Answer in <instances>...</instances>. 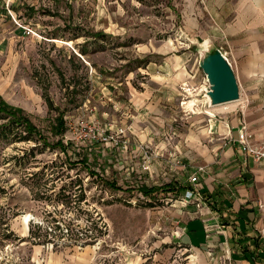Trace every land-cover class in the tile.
<instances>
[{
  "label": "rangeland",
  "instance_id": "1",
  "mask_svg": "<svg viewBox=\"0 0 264 264\" xmlns=\"http://www.w3.org/2000/svg\"><path fill=\"white\" fill-rule=\"evenodd\" d=\"M206 17L203 0H0V94L47 138H0V264H39L45 251L91 264H150L157 252L162 264H191L180 247L167 255L182 204L162 187L200 180L191 155L210 117L185 104L208 106ZM236 75L241 98L214 116L257 133L264 117L249 116L264 101L246 71ZM58 115L67 128L53 135Z\"/></svg>",
  "mask_w": 264,
  "mask_h": 264
},
{
  "label": "crops",
  "instance_id": "2",
  "mask_svg": "<svg viewBox=\"0 0 264 264\" xmlns=\"http://www.w3.org/2000/svg\"><path fill=\"white\" fill-rule=\"evenodd\" d=\"M203 1L213 21L207 17L201 20V34L214 39L236 73L241 71L243 76L246 71L258 89L256 96L264 101V0ZM208 117L198 153L191 155L193 161L198 158L199 168L203 167L200 180L175 185L182 187L176 191L181 194L180 226L170 239L176 247L168 248L172 251L167 255L180 247L191 264H264V167L238 141L244 121L259 144L264 140V122L256 125V133L235 115ZM249 117L263 118L264 109ZM192 190L193 197L186 201L187 191ZM45 253L47 260L44 254L39 264H91L86 257L66 259L64 255L56 257L53 251ZM159 255L151 256L150 264H162Z\"/></svg>",
  "mask_w": 264,
  "mask_h": 264
},
{
  "label": "water",
  "instance_id": "3",
  "mask_svg": "<svg viewBox=\"0 0 264 264\" xmlns=\"http://www.w3.org/2000/svg\"><path fill=\"white\" fill-rule=\"evenodd\" d=\"M202 47L200 66L208 82L204 95L209 99L208 106L238 101L240 85L232 62L210 37L203 40Z\"/></svg>",
  "mask_w": 264,
  "mask_h": 264
},
{
  "label": "trees",
  "instance_id": "4",
  "mask_svg": "<svg viewBox=\"0 0 264 264\" xmlns=\"http://www.w3.org/2000/svg\"><path fill=\"white\" fill-rule=\"evenodd\" d=\"M0 114L2 118L9 117L8 124H0V138H9L11 136H18L19 139H31L39 135L40 140L46 141V137L42 135L38 126L31 119L30 115L26 113L25 109L11 104L0 94ZM66 122L63 115H58L55 122L50 125V131L53 135H62L66 131ZM61 140V139H60ZM60 140L58 143H60ZM168 191H179L182 187H176L173 183H168L162 187ZM158 190V187L143 186L142 191L145 195H151Z\"/></svg>",
  "mask_w": 264,
  "mask_h": 264
},
{
  "label": "built area",
  "instance_id": "5",
  "mask_svg": "<svg viewBox=\"0 0 264 264\" xmlns=\"http://www.w3.org/2000/svg\"><path fill=\"white\" fill-rule=\"evenodd\" d=\"M32 30L28 29V33H31ZM254 133L249 128L246 122H241L239 127V134H238V141L241 144L243 150L253 155V158L256 162L260 163L264 167V140L261 141L259 144L254 142ZM203 167L199 168V171H202ZM198 175L197 173L190 177L191 183L198 182ZM195 191H187L184 199H191L194 195Z\"/></svg>",
  "mask_w": 264,
  "mask_h": 264
},
{
  "label": "bare ground",
  "instance_id": "6",
  "mask_svg": "<svg viewBox=\"0 0 264 264\" xmlns=\"http://www.w3.org/2000/svg\"><path fill=\"white\" fill-rule=\"evenodd\" d=\"M207 42V41H206ZM207 44V43H205ZM208 98L205 97V103H208ZM199 101L197 99H190L189 101L186 102L185 104V107L190 110L192 113H205V114H208V115H214V111L218 108V107H222L223 109H228L229 106H227V104H222V105H218V106H213V107H210V106H207L206 108H203V107H200L198 105ZM208 105V104H207ZM232 105H235V104H232Z\"/></svg>",
  "mask_w": 264,
  "mask_h": 264
}]
</instances>
